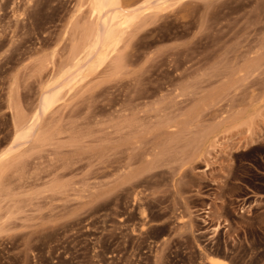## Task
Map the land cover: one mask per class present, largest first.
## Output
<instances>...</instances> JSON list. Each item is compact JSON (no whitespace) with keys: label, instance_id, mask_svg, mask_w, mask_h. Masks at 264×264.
Segmentation results:
<instances>
[{"label":"rangeland","instance_id":"1","mask_svg":"<svg viewBox=\"0 0 264 264\" xmlns=\"http://www.w3.org/2000/svg\"><path fill=\"white\" fill-rule=\"evenodd\" d=\"M93 1L0 0V264H264V0H119L67 77Z\"/></svg>","mask_w":264,"mask_h":264},{"label":"bare ground","instance_id":"2","mask_svg":"<svg viewBox=\"0 0 264 264\" xmlns=\"http://www.w3.org/2000/svg\"><path fill=\"white\" fill-rule=\"evenodd\" d=\"M94 1H95V5H94L92 11H90V13L92 12L94 15L99 17L101 21L99 20L100 23L98 22L99 24L96 27H93L90 30H88V32H86L84 37L81 36V40L76 41L74 43L72 42V47H71V49H69L70 56H71V63H69V66L66 65L65 68L61 69L62 75L66 74V76H67V74H75L77 71H79L80 69H83L86 65H88V63L91 60L93 61V59H94V61H95L96 56L97 57L99 56L103 47H105V44L107 43V41H109L111 38H113L114 34L115 35L117 34L116 32L118 29L116 30V27H118L120 24H123L126 21L127 17H125V14H123V12H122L123 10L121 9L122 6L120 5L119 0H94ZM94 1H93V3H94ZM160 1H166V0H155V2H160ZM156 8H158L157 4H156ZM97 17H96V20H97ZM95 22H94V24H95ZM127 23H129L128 19H127ZM117 37H116V40H117ZM119 39H120V37H119ZM114 46H116V45H114ZM109 50H110V48H109ZM104 55L106 57V53ZM101 56L102 55H100V57ZM90 63H92V62H90ZM83 74H84V72H83ZM69 77H70V75H69ZM42 95H43V93H42ZM43 96H44L43 103H41V104L43 106V109L45 110V109L49 108L50 106H52L53 102L55 101V94H52V90H51V91H48L47 93H45V95H43ZM14 120H15V118H14ZM15 121L16 122H15L14 126L16 125L15 126L16 127L15 128L16 129V135H15L14 141L16 143L23 144L28 138L29 139L31 138L29 136L30 130L28 133L27 129L25 128V125H23V123H22L23 121H21V116H18ZM29 128L31 129V127H28V129ZM12 149H13V147H12ZM0 155L4 156V155H6V152H5V154H0ZM7 156H8V154H7ZM2 160H3V158L0 157V161H1L0 162V174H1V168H2ZM4 161L5 160H3V162ZM2 170H3V168H2ZM205 212L207 213V211H205ZM210 262H211V264H229V262L226 259L221 258V257H216V256H211Z\"/></svg>","mask_w":264,"mask_h":264},{"label":"crops","instance_id":"3","mask_svg":"<svg viewBox=\"0 0 264 264\" xmlns=\"http://www.w3.org/2000/svg\"><path fill=\"white\" fill-rule=\"evenodd\" d=\"M207 216V215H206Z\"/></svg>","mask_w":264,"mask_h":264}]
</instances>
